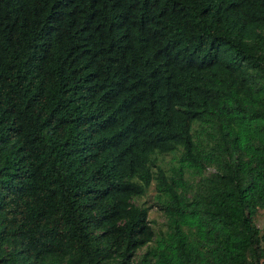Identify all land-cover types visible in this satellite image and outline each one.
I'll use <instances>...</instances> for the list:
<instances>
[{
    "label": "trees",
    "instance_id": "16d2710c",
    "mask_svg": "<svg viewBox=\"0 0 264 264\" xmlns=\"http://www.w3.org/2000/svg\"><path fill=\"white\" fill-rule=\"evenodd\" d=\"M0 264H264V0H0Z\"/></svg>",
    "mask_w": 264,
    "mask_h": 264
},
{
    "label": "rangeland",
    "instance_id": "374dc122",
    "mask_svg": "<svg viewBox=\"0 0 264 264\" xmlns=\"http://www.w3.org/2000/svg\"><path fill=\"white\" fill-rule=\"evenodd\" d=\"M170 157L171 155L169 154L164 155V158L166 160L170 159ZM154 193V186L153 184H151L146 194L136 198L135 202L144 205H151V208L149 210V218L151 219V223L153 224V226L159 227L163 223L165 217L163 212L155 204Z\"/></svg>",
    "mask_w": 264,
    "mask_h": 264
}]
</instances>
